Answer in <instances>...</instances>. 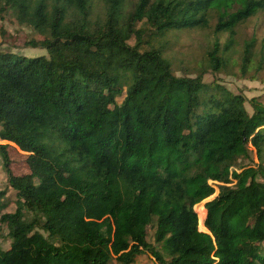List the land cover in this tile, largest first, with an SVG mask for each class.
<instances>
[{
    "label": "trees",
    "instance_id": "trees-1",
    "mask_svg": "<svg viewBox=\"0 0 264 264\" xmlns=\"http://www.w3.org/2000/svg\"><path fill=\"white\" fill-rule=\"evenodd\" d=\"M102 2L93 18L91 0H0V21L42 33L30 45L45 51L0 52V142L31 168L14 176L0 144L9 240L0 264H134L154 246L159 264H264V108L251 100L249 114L244 97L203 82L208 73L257 78L262 49L247 75L253 36L239 76L227 72L226 52L264 0ZM212 9L204 64L174 69L170 44L208 28ZM209 182L217 195L197 215L215 193Z\"/></svg>",
    "mask_w": 264,
    "mask_h": 264
},
{
    "label": "rangeland",
    "instance_id": "rangeland-1",
    "mask_svg": "<svg viewBox=\"0 0 264 264\" xmlns=\"http://www.w3.org/2000/svg\"><path fill=\"white\" fill-rule=\"evenodd\" d=\"M103 2L102 0H91L92 17L103 14ZM218 13L215 9L210 10L207 13L208 28L204 30H193L180 32L173 43L170 44L167 50V56L170 60L173 68L187 67L193 70L199 68L204 64L205 51L211 49L214 45L215 35L213 33V27L217 22ZM0 28L3 29L6 36L0 35V52L4 54H19L26 57H37L45 55V51L32 47L30 43H36L43 39L42 33L36 32L30 27L19 26L13 18L7 17L3 21H0ZM220 48L225 44L226 39L230 36L229 33H223L219 35ZM253 36L255 43L253 47L254 63L248 67V74L255 73L257 66V59L259 50H263L264 53V11L258 12L256 15L247 19L242 25L236 28L235 34L231 37L234 41V45L226 52L227 57L230 58V63L227 68V72L240 75V54L243 51V40ZM169 37L172 38V35ZM180 75V73H178ZM246 75V76H247ZM216 82L219 85L225 87L232 94L244 97L246 102L244 108L247 113L252 114L253 108L251 100H255L259 105L264 108V67L258 72L257 78L254 81L242 80L224 74L208 73L203 76L204 83ZM124 98V93L116 98L117 103H121ZM1 145H7L6 154L9 159V169L14 176H23L31 172L29 163L27 162V154L19 151V149L13 144L0 142ZM251 161L249 166H256L258 161L254 151L251 152ZM261 177V176H260ZM262 178V177H261ZM214 188L215 193L212 197L200 203L194 207L195 212L200 214L202 207L206 201L213 199L217 195L216 183L209 182ZM6 176L2 168V162L0 158V191L6 189ZM11 197L10 191H8L5 197ZM14 206L11 205L5 211H11ZM200 232H204L200 227ZM151 232H149L148 238L145 240L146 245H154L151 241ZM264 248V244L262 245ZM9 247V240L6 237V230L0 226V248L6 250ZM144 254L136 258L134 264H159L153 255L157 252L163 254L159 247L154 246L151 250L143 248ZM165 257V255L163 254Z\"/></svg>",
    "mask_w": 264,
    "mask_h": 264
},
{
    "label": "water",
    "instance_id": "water-1",
    "mask_svg": "<svg viewBox=\"0 0 264 264\" xmlns=\"http://www.w3.org/2000/svg\"><path fill=\"white\" fill-rule=\"evenodd\" d=\"M209 201V200H208ZM207 202V201H206Z\"/></svg>",
    "mask_w": 264,
    "mask_h": 264
}]
</instances>
